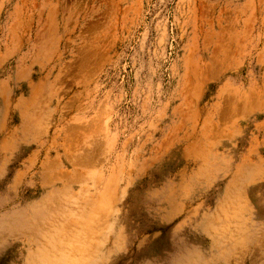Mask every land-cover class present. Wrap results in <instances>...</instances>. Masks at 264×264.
I'll list each match as a JSON object with an SVG mask.
<instances>
[{"label": "rangeland", "instance_id": "1", "mask_svg": "<svg viewBox=\"0 0 264 264\" xmlns=\"http://www.w3.org/2000/svg\"><path fill=\"white\" fill-rule=\"evenodd\" d=\"M0 264H264V0H0Z\"/></svg>", "mask_w": 264, "mask_h": 264}]
</instances>
